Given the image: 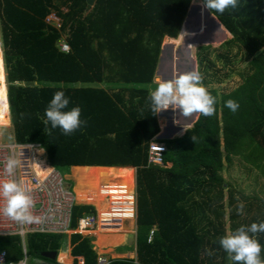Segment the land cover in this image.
<instances>
[{"label":"trees","instance_id":"16d2710c","mask_svg":"<svg viewBox=\"0 0 264 264\" xmlns=\"http://www.w3.org/2000/svg\"><path fill=\"white\" fill-rule=\"evenodd\" d=\"M191 1L96 0L88 7L86 0H0V127L8 126V102L15 142L40 144L50 166L136 168L137 257L110 264H227L228 253L220 245L225 236L224 215L232 208L234 221L240 213L236 191L222 176L224 162L239 157L257 169L264 165V0H238L236 8L223 14L207 9L231 36L221 47H238L248 70L229 92L207 89L216 99L214 115L194 113L196 119L181 136L176 137L182 130L174 133L176 138L161 141L167 148L164 166H145L149 142L159 132L149 96L140 94L141 108L130 111L116 95L77 87L100 81L102 69L110 64L118 65L125 84L151 82L162 40H176ZM199 2L204 5V0ZM51 11L61 19L59 31L44 21ZM62 37L69 53L57 47ZM208 49L199 47L195 53L196 64L204 72L208 66H204L203 53ZM61 90L70 98L68 109L79 106L81 120L87 121L71 135L59 128L46 131L50 125L43 123L49 102ZM230 99L239 104L235 112L225 106ZM166 127L163 119L161 134ZM126 168L74 167L75 202H89L99 214L109 206L105 195L109 202L120 195L130 200L133 169ZM83 211L92 207L73 206L71 225ZM255 217L251 224L264 222V211ZM125 232H99L95 244L100 250L117 247L124 243ZM253 235L264 246V232ZM64 239V234H31L27 244L31 253L41 257V252H57ZM18 243L17 237L0 240V249L7 251L9 260H18ZM69 244L72 256L95 264L96 253L88 237L70 234ZM57 261L69 263L71 259L61 253Z\"/></svg>","mask_w":264,"mask_h":264},{"label":"built area","instance_id":"2783aa9c","mask_svg":"<svg viewBox=\"0 0 264 264\" xmlns=\"http://www.w3.org/2000/svg\"><path fill=\"white\" fill-rule=\"evenodd\" d=\"M63 11L65 12V10ZM44 21L46 25L57 31L61 28V19L55 12L46 16ZM58 48L62 53L70 52V47L63 37L58 41ZM166 151L167 148L164 143L151 140L147 149L145 166H164ZM9 157L19 161L12 177H7L5 173V164ZM8 178L22 182L29 191L35 200L33 214L39 216L40 220L39 222L22 223L13 220L0 211V239L17 237L24 245V240L30 234H84L93 229L112 232L115 229L125 230V226L130 220L137 223V193L132 188L131 193L127 196L130 200H126L123 195H120L109 202V196L105 195L104 199L108 200L109 206L99 214L95 206L88 203L94 207V212L91 211L78 216L74 226H72L71 214L75 204L73 190L65 183V178L59 170L47 163L44 150L38 143H0V180ZM5 204L6 202L0 199V209ZM113 260L98 255L96 264H110ZM0 264H28L26 250L23 248V258L13 261L9 260L5 250L0 249ZM53 264H84V262L82 259H77L76 262L62 263L56 261Z\"/></svg>","mask_w":264,"mask_h":264},{"label":"clouds","instance_id":"9594fccd","mask_svg":"<svg viewBox=\"0 0 264 264\" xmlns=\"http://www.w3.org/2000/svg\"><path fill=\"white\" fill-rule=\"evenodd\" d=\"M238 0H204V7L208 10L221 14L226 9L236 8ZM203 77L199 71L183 73L172 80L155 78L156 87L150 89L149 99L153 113H159L170 107L179 109L184 116L200 113L204 116L215 114L216 99L206 87L203 86ZM70 98L64 91H56L45 110L43 123L50 129L59 128L64 135H71L86 125V120H81V108L79 106L68 109ZM227 108L235 112L239 108L238 102L226 101ZM187 130V129H186ZM195 142V138L192 137ZM19 161L9 157L5 164L7 177H12ZM0 199L6 204L0 209L3 214L15 221L22 223L39 222L40 217L33 214L35 200L22 182L15 179L0 180ZM244 204L238 205V212L243 213ZM264 232V222H253L250 226H240L233 233L227 234L220 239V245L229 254V259L237 264H264L261 253L264 246L253 234Z\"/></svg>","mask_w":264,"mask_h":264},{"label":"rangeland","instance_id":"374dc122","mask_svg":"<svg viewBox=\"0 0 264 264\" xmlns=\"http://www.w3.org/2000/svg\"><path fill=\"white\" fill-rule=\"evenodd\" d=\"M195 3L202 5L199 1H195ZM203 6V5H202ZM210 30H214L210 24H208ZM214 35L219 37L218 33L213 31ZM1 35V28H0ZM185 34H183L184 36ZM0 44L2 47V36H0ZM230 35L225 34V39L220 44V47L212 46L207 44L205 46H209V49L205 51L203 54L205 56L204 66H208L206 72L204 70H200L196 65V71H199L206 83H203V86L208 88H212L216 91L217 94L223 92H229L236 88L243 80V76L246 75L248 70V61L244 60V56L242 51H239V48L234 46L230 49H223L222 44L227 42L230 39ZM174 42L177 47H179L183 42V37L181 39H176ZM216 44V43H215ZM204 47V46H199ZM198 47V48H199ZM196 49L192 50L193 58L196 56ZM227 51V52H225ZM2 53V52H1ZM196 60V59H195ZM189 62V61H188ZM196 62V61H195ZM169 133H164L159 136L156 141H166ZM168 140V139H167ZM13 130L12 127L2 126L0 127V143H13ZM264 165H260V168L252 166L249 162H246L243 158L234 157L232 162H224V170L222 172L223 179L228 183L230 187L235 189L236 197L239 199L238 204H244L243 213L232 221L230 216L232 214V208L227 209V213L224 215V235L233 233L240 226H244L245 224H251L252 219L254 217L258 219L261 212L263 213L264 209L262 206L264 205V174L262 171L264 170ZM59 172L64 176L65 183L70 187L71 190L74 189L75 182L70 168L61 167L57 168ZM113 183V182H112ZM134 183V176H133ZM107 184V182H106ZM107 186L100 192V195H105ZM134 192L136 193L135 189ZM244 195V196H243ZM104 201H107L104 199ZM87 203V202H78L77 204ZM264 207V206H263ZM99 212V206H97ZM263 210V211H262ZM259 213V215H258ZM233 223L238 224L236 228L233 226ZM260 223V222H259ZM247 224V225H248ZM68 236L66 235V239L64 241V248L68 246ZM1 240V239H0ZM92 242L97 241V237L92 236ZM26 249L28 256V264H40L42 261V257H39L30 252L26 240ZM64 250V249H63ZM62 250V251H63ZM96 253H99L97 247H94ZM106 250H110V252H106ZM102 253L98 255L107 257H113V259H132V253H135V246H129L128 244L119 245L117 247H105L102 248ZM125 256V257H123ZM227 264H237V262L229 259V254L227 257Z\"/></svg>","mask_w":264,"mask_h":264},{"label":"crops","instance_id":"0c3cea01","mask_svg":"<svg viewBox=\"0 0 264 264\" xmlns=\"http://www.w3.org/2000/svg\"><path fill=\"white\" fill-rule=\"evenodd\" d=\"M191 2L193 3V0ZM53 12L54 11H51L50 13H53ZM174 40L175 39H171V38H168V37H164L163 38L161 46H160V53H161V48H162L163 44H167V45L168 44H173L174 51L171 52L170 48H167L165 50V55H164V57H163V59L161 61H160V53H159L157 65H156L152 80L149 83H146V84H133V83L125 84L124 82H122L120 80V76L119 75H120L121 72H119L118 65H115L113 63L114 65L110 64L105 69H102L100 81L94 82V83H91V84H80V83H78L77 87H91L93 89H101V90L105 91L107 94L116 95L117 98L121 99V101L125 105V109H129L130 111H132V108H135V106H136V108L138 107L140 109L141 106H139V95L140 94H144V95H147V97L149 96L150 89H154L156 87V85L154 83L155 78L159 77L161 80H169L170 77H173L172 79H174L177 76H179L180 74L191 72V66H190V62H188L189 61L188 56L183 52V47H181V46L177 47V45H175L174 42H171V41H174ZM57 47H58V44H57ZM1 50H2V56H3V46L1 47ZM195 61L196 60H195V57H194V64H195V70H196V68H197L196 65L197 64H196ZM3 63H4V60H3ZM4 70H5V65H4ZM5 76H6V70H5ZM6 87H7V92H8L7 79H6ZM147 97H145V98H147ZM6 100H7V98H6ZM122 102H119V103H122ZM87 109H89V108H87ZM197 115L194 116V113H193L191 116H187L186 117V116H184L182 114V112L178 108L174 109V108H171V107L169 109H167V110H162L161 112L156 113V119H157V124H158V127H159V132L151 140H155L156 141V139L161 135V132H162L161 124H162L163 119L166 121V125H167L165 133H169V135L167 136V139L171 140V139H174L176 137L181 136L185 129L190 128L191 125L193 124L194 120L196 119ZM191 117H192V119H191V122H190V126L189 127H184L183 130H182V133L180 135H178L176 137H172L174 135V133L177 132L175 130V128H177L180 125H182L185 120H187V119H189ZM7 118H8V127H12L11 120H10V115H9V111H8V102H7ZM101 119H103V118H101ZM98 120H100V119L98 118ZM176 125H178V126L176 127ZM12 130H13V128H12ZM13 138H14V136H13ZM13 143H16L15 140H14ZM44 153H45V151H44ZM74 167H76V168H84V167H89V168H92V167H124V168H126V167H130V168L133 169V176H134L133 189H135V191H136V182H135V170H136V168L133 167V166H96V165H94V166H71L70 167L71 172L73 171ZM126 169H129V168H126ZM88 203L89 202L77 204V202H75L74 205H88V206H91L92 207V211L94 212V207L92 205H89ZM89 212H91V211H83L78 216H81L82 214H87ZM71 218H72V214H71ZM75 221H76V219H75ZM74 224H75V222H74ZM74 224L72 226H74ZM129 226H132V228H130ZM137 227H138V225L134 221L127 222V225L125 226V230H124V231H126L125 232L126 239H125L124 243L121 244V245L128 244L129 243L128 242L129 241V235H130V233H133L134 234V246H135V250H136ZM99 232L102 233V234L112 233V232H109V231H107V232L106 231H102L100 229H93L91 232H86L84 234H79L81 236L88 237V239L90 240V244L92 246V250L94 252H95L94 247H97V246L95 244L96 242H92L91 239H92V236L97 237L96 234L99 233ZM50 234H55V233H40V235H50ZM74 234H76V233H74ZM64 235H65V239H66V235L67 234H64ZM27 237L24 240V245H22V241L20 239H18L19 240L18 248H17L18 249V254H19L18 260L23 258V248L26 250V254H27V249H26ZM65 239L62 241V243L60 245V249L57 251V257L61 253H66V255L71 259V261L69 263L76 262L77 259H82V261L85 264V260H84V258L82 256H72V254H70V248L71 247H70V244H69V236H68V246H67V248H64L65 247L64 246ZM102 252H104V251L99 250V253H102ZM99 253H96V260H97V257H98ZM131 255L134 257V259H136L137 252L132 253ZM123 257H125V256H123ZM27 258H28V256H27ZM108 258H112L113 259V257H108ZM44 259H46V258H44ZM114 260H117V259H114ZM41 262H43V260ZM62 263H65V262H62ZM95 264H96V262H95Z\"/></svg>","mask_w":264,"mask_h":264},{"label":"water","instance_id":"95a60500","mask_svg":"<svg viewBox=\"0 0 264 264\" xmlns=\"http://www.w3.org/2000/svg\"><path fill=\"white\" fill-rule=\"evenodd\" d=\"M96 0H86L88 7H91ZM203 7V9H202ZM207 24L212 25L215 28V33H218L223 38V28L218 24V22L207 12V9L197 3H190L186 16L181 24L179 34L177 39L181 34L183 36V42L180 45L183 47V52L188 56L189 61H191V71L195 70L194 58L192 57V50L198 48L199 46H205L211 44L215 36L213 32H210L207 28ZM217 39L218 42L222 41V38ZM216 39V38H215ZM221 43V42H220ZM170 48L171 52L174 51L173 44H163L160 53V61L165 55V50ZM172 56V55H171ZM173 77H170L169 80H172ZM191 118L185 120L182 125L175 128L176 131L183 130L184 127H189ZM161 136V135H160ZM132 228V226H129ZM129 246H134V234L130 233L129 235ZM40 256L51 261H57V252L54 251H45L41 252ZM134 259V257L132 256ZM40 264H50L46 262H41Z\"/></svg>","mask_w":264,"mask_h":264},{"label":"bare ground","instance_id":"6f19581e","mask_svg":"<svg viewBox=\"0 0 264 264\" xmlns=\"http://www.w3.org/2000/svg\"><path fill=\"white\" fill-rule=\"evenodd\" d=\"M199 5H200V4H199ZM201 6H202V5H201ZM202 9H203V7H202ZM211 27H212V25H211ZM207 28H208V30H209L210 32L216 31L214 27H213V28H214L213 31L210 30L209 27H208V24H207ZM225 33H227V31H224V32H223V35H224L223 38H222L220 35H219V37H218V36L214 35V33H213V36H215V37H214V39H213V42H212L210 45L215 44V43H216V44H219L220 42L224 41V39H225ZM182 37H183V33L181 34V36H180L178 39H181ZM220 37L222 38V41L218 42L219 40L217 41V39H220ZM215 38H216V39H215ZM175 45H176V44H175ZM1 52H2V50H1V47H0V55H2ZM189 62L191 63V61H189ZM175 133H176V132H175ZM172 137H173V136H172ZM74 198H75V197H74Z\"/></svg>","mask_w":264,"mask_h":264}]
</instances>
